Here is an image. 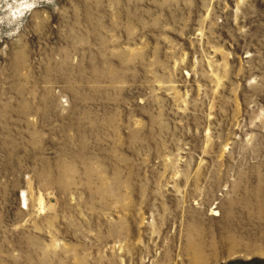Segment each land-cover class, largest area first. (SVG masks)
Returning a JSON list of instances; mask_svg holds the SVG:
<instances>
[{
	"label": "rangeland",
	"instance_id": "374dc122",
	"mask_svg": "<svg viewBox=\"0 0 264 264\" xmlns=\"http://www.w3.org/2000/svg\"><path fill=\"white\" fill-rule=\"evenodd\" d=\"M0 264H264V0H0Z\"/></svg>",
	"mask_w": 264,
	"mask_h": 264
}]
</instances>
